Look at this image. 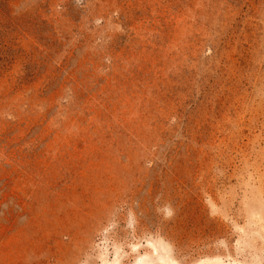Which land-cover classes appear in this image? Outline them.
<instances>
[{"label":"rangeland","instance_id":"374dc122","mask_svg":"<svg viewBox=\"0 0 264 264\" xmlns=\"http://www.w3.org/2000/svg\"><path fill=\"white\" fill-rule=\"evenodd\" d=\"M0 264H264V0H0Z\"/></svg>","mask_w":264,"mask_h":264}]
</instances>
